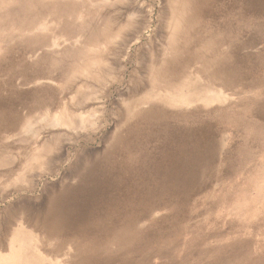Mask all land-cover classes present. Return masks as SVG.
<instances>
[{
    "label": "rangeland",
    "instance_id": "374dc122",
    "mask_svg": "<svg viewBox=\"0 0 264 264\" xmlns=\"http://www.w3.org/2000/svg\"><path fill=\"white\" fill-rule=\"evenodd\" d=\"M0 264H264V0H0Z\"/></svg>",
    "mask_w": 264,
    "mask_h": 264
}]
</instances>
